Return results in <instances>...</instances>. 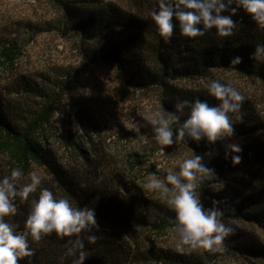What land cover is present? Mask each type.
Returning a JSON list of instances; mask_svg holds the SVG:
<instances>
[{
	"label": "trees",
	"instance_id": "trees-1",
	"mask_svg": "<svg viewBox=\"0 0 264 264\" xmlns=\"http://www.w3.org/2000/svg\"><path fill=\"white\" fill-rule=\"evenodd\" d=\"M61 4L64 25L78 33L83 56L93 62L103 60L110 64L128 87H159L168 111L173 110L177 99L200 98L216 103L208 97L206 89L179 90L171 85L178 80H199L216 70L233 71L264 86V63L249 59L254 46L264 43V28H259L243 11L234 17L242 19V23L232 36H217L212 29L203 36L188 38L181 36L177 28L170 41L165 42L157 33L149 13L142 16L101 0H64ZM156 7L157 0H154L149 12ZM20 54L21 48L17 44H1L0 178L10 175L11 169L17 167L27 175L30 167L36 165L43 171L40 187L69 199L73 206L95 209L99 228L93 227L91 233L81 234L97 236L94 244L85 240L88 258L84 264H134L164 258L180 260L181 257L164 249L141 248L138 230L147 225L163 230L172 226L169 217L175 214L168 207L159 205L160 217L150 221L142 210L141 199L120 189L115 171L110 168L109 157L101 153L91 137L85 140L80 136L82 141L88 142L83 145L76 131L68 129L65 145L75 155V160L68 166L60 163L55 154L44 147L46 128L56 99L37 110L26 111L9 97L14 91L3 87V76L8 74ZM230 55L242 56L243 62L231 66ZM29 85L21 83V91L28 92ZM187 112L186 108L182 119ZM242 112L243 121H236L233 117L234 136L225 141L241 145V163L233 166L230 158L226 161L219 141L214 146L218 154L205 156L204 162L215 169V178L234 190L231 198L213 197L223 200L220 205L225 212L223 221H236L264 232V119L247 98ZM184 144L193 154L210 150L204 141ZM28 182L30 179L21 177L17 184ZM38 191L31 194L28 201L21 202L17 198L16 215L5 218L18 225V230L23 229L29 201L36 198ZM231 226L235 232L225 243L242 256L264 262V246L257 236L247 233L240 225ZM67 239L69 237L52 233L39 242L29 240L34 255L24 257L19 264H71L73 258L64 257Z\"/></svg>",
	"mask_w": 264,
	"mask_h": 264
},
{
	"label": "rangeland",
	"instance_id": "rangeland-1",
	"mask_svg": "<svg viewBox=\"0 0 264 264\" xmlns=\"http://www.w3.org/2000/svg\"><path fill=\"white\" fill-rule=\"evenodd\" d=\"M61 1L64 0H0V47L2 43H15L21 48L13 67L3 76V87L14 91L9 97L26 111L37 110L55 98L44 147L68 166L75 160V155L65 145L68 129L76 131L83 145L88 142L82 141L80 136L85 140L91 137L101 153L109 157L110 168L114 169L123 193L140 198L142 210L150 221L157 219L160 217L158 206H167L157 193L142 188L145 178L150 172L163 177L193 152L179 141L161 146L150 139L151 128L143 118L150 112L167 110L159 87L133 89L107 62L85 58L78 33L64 25ZM101 1L142 16L148 14L149 6L154 4V0ZM210 79L232 83L264 119V86L233 71L216 70L205 78L178 80L171 85L179 90L205 89ZM21 83L30 84V90L22 92ZM32 171L43 175L36 165L30 167L28 174ZM28 174L23 179H30ZM197 185L196 190L206 207L211 206L213 197L228 199L234 193L229 185L215 177L200 178ZM226 224L240 225L247 233H254L264 246L261 229L232 220ZM137 233L141 248L164 249L181 259L141 260L134 264H264L233 251L227 243L223 253L203 249L177 253L172 226L157 230L147 225Z\"/></svg>",
	"mask_w": 264,
	"mask_h": 264
},
{
	"label": "clouds",
	"instance_id": "clouds-1",
	"mask_svg": "<svg viewBox=\"0 0 264 264\" xmlns=\"http://www.w3.org/2000/svg\"><path fill=\"white\" fill-rule=\"evenodd\" d=\"M243 11L259 28H264V0H157V7L150 10L149 16L157 33L170 41L174 30L188 38L203 36L215 29L220 37H229L241 26L237 17ZM250 60L264 63V43H257L249 56ZM243 62L240 55H230L229 64L238 66ZM207 99H177L173 110H156L143 119L150 125V139L157 145L171 146L182 143L204 141L210 150L204 154H193L178 162L175 169H169L161 177L150 172L142 188L159 195L162 202L172 211L169 217L177 242L174 251L203 249L210 253L226 251L225 240L234 234L235 229L223 221V200L213 199L206 207L197 192V181L204 177L216 176L215 169L204 162L205 156L217 153L215 144L222 142L224 159L229 158L233 166L239 165L243 151L235 142H225L234 136V120L243 121L242 108L246 97L230 82L210 79L205 84ZM188 109L184 116L185 109ZM58 117V116H57ZM142 126V125H141ZM164 149H161L163 151ZM30 182L18 185L24 176L21 168H13L10 175L0 178V264H19L24 257L34 255L29 240L39 242L44 236L55 233L59 237H69L65 241L64 257H72L71 264H84L88 258L85 240L94 244L93 227L99 228L94 208L73 206L69 199L54 194L46 187H40L41 177L32 171L28 174ZM83 187V185H81ZM29 201V210L22 230L5 218L17 213L16 199Z\"/></svg>",
	"mask_w": 264,
	"mask_h": 264
}]
</instances>
